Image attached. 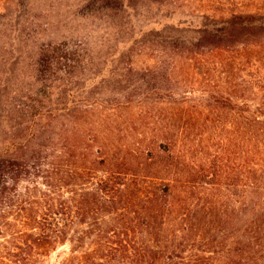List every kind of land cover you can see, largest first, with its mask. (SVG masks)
<instances>
[{
    "label": "trees",
    "instance_id": "16d2710c",
    "mask_svg": "<svg viewBox=\"0 0 264 264\" xmlns=\"http://www.w3.org/2000/svg\"><path fill=\"white\" fill-rule=\"evenodd\" d=\"M90 3L115 50L0 74V264H264V0Z\"/></svg>",
    "mask_w": 264,
    "mask_h": 264
},
{
    "label": "rangeland",
    "instance_id": "374dc122",
    "mask_svg": "<svg viewBox=\"0 0 264 264\" xmlns=\"http://www.w3.org/2000/svg\"><path fill=\"white\" fill-rule=\"evenodd\" d=\"M88 1L24 0V4L17 7L16 0H0V74L7 78V87L13 89L10 95L23 93V89L18 91L15 88L32 81L33 61L38 46L43 42L64 41L72 44L81 39L93 55L103 56L108 49L115 50V27L103 17V13L93 11L92 3L87 5ZM98 4L94 3L95 6ZM17 8L25 11L19 16L18 22L16 15L20 13ZM23 19L26 20L25 31L22 32L20 28ZM27 31L30 34L28 38L24 36ZM118 48L122 46L118 45ZM99 68L101 62L93 71ZM6 96L7 92H4L3 99ZM64 249L60 247L52 253L50 262L55 261L57 254Z\"/></svg>",
    "mask_w": 264,
    "mask_h": 264
}]
</instances>
